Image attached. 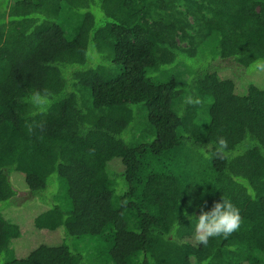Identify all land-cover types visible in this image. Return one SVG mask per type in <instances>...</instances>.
Returning <instances> with one entry per match:
<instances>
[{
  "label": "trees",
  "instance_id": "1",
  "mask_svg": "<svg viewBox=\"0 0 264 264\" xmlns=\"http://www.w3.org/2000/svg\"><path fill=\"white\" fill-rule=\"evenodd\" d=\"M261 63L264 0H0V264H84L83 239L93 264H264ZM221 197L240 228L201 245L183 213ZM28 222L60 241L20 255Z\"/></svg>",
  "mask_w": 264,
  "mask_h": 264
},
{
  "label": "rangeland",
  "instance_id": "2",
  "mask_svg": "<svg viewBox=\"0 0 264 264\" xmlns=\"http://www.w3.org/2000/svg\"><path fill=\"white\" fill-rule=\"evenodd\" d=\"M2 1H8L9 6L12 5L15 1L17 0H2ZM76 19L67 21L69 24V28L75 27V21ZM175 76L178 80L183 81L186 80L189 76V69L185 64H179L172 69L168 70L166 74H158L155 78V80H167L169 76ZM199 120L205 119V109L202 108L199 111ZM146 112L144 108L140 107L139 113L136 116V127L131 131L130 138L134 140H138L140 135H145V129L147 125V119L145 118ZM146 136V135H145ZM14 185H18L20 190L24 189L25 187L23 186V179L20 178L19 176L14 177ZM38 206L42 207V203L37 201ZM42 211V210H41ZM41 211L36 213L35 215L39 214ZM16 213V212H13ZM12 213V214H13ZM8 216L11 217V214H7ZM34 215V216H35ZM30 233H26L25 236L16 242V249L18 250L19 254H24L27 251H31L30 249L33 248L34 246L39 245L42 242H48V243H55L60 241V232H54V233H48V232H41L37 233L31 228L30 222H28V226ZM34 231V232H33ZM72 245H73V250L78 251L82 254L83 256V262L84 264H93L96 253L94 251V243L89 242L87 239L83 240H72ZM27 253H25L22 256H25ZM20 256V257H22Z\"/></svg>",
  "mask_w": 264,
  "mask_h": 264
},
{
  "label": "clouds",
  "instance_id": "3",
  "mask_svg": "<svg viewBox=\"0 0 264 264\" xmlns=\"http://www.w3.org/2000/svg\"><path fill=\"white\" fill-rule=\"evenodd\" d=\"M260 70H264V63L258 64ZM189 103L193 101L189 99ZM198 103L199 101H195ZM219 148L222 150L226 147V141L219 140ZM190 185H203L202 181L197 180ZM185 187V186H184ZM191 191V190H189ZM191 204V201L189 202ZM189 221V227L192 229L193 238L201 245L206 246L210 238L228 237L240 228L241 215L239 208L227 197H221L217 202H214L208 210L200 209L198 217L189 215L187 211L183 213ZM181 225L177 222L174 229H178ZM188 228V227H187Z\"/></svg>",
  "mask_w": 264,
  "mask_h": 264
}]
</instances>
